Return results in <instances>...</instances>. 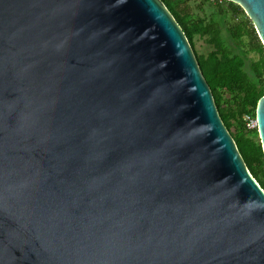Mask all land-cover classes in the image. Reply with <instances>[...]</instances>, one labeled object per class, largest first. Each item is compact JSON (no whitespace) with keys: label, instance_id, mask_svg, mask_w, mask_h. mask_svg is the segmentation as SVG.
<instances>
[{"label":"water","instance_id":"95a60500","mask_svg":"<svg viewBox=\"0 0 264 264\" xmlns=\"http://www.w3.org/2000/svg\"><path fill=\"white\" fill-rule=\"evenodd\" d=\"M219 1L264 47V0ZM0 264H264V191L161 0H0Z\"/></svg>","mask_w":264,"mask_h":264},{"label":"trees","instance_id":"16d2710c","mask_svg":"<svg viewBox=\"0 0 264 264\" xmlns=\"http://www.w3.org/2000/svg\"><path fill=\"white\" fill-rule=\"evenodd\" d=\"M184 32L213 95L219 116L248 170L264 191V155L256 119L264 96V47L252 22L236 4L219 0H161ZM206 51L198 53L196 42ZM257 55L253 59L251 55Z\"/></svg>","mask_w":264,"mask_h":264},{"label":"built area","instance_id":"2783aa9c","mask_svg":"<svg viewBox=\"0 0 264 264\" xmlns=\"http://www.w3.org/2000/svg\"><path fill=\"white\" fill-rule=\"evenodd\" d=\"M245 125L248 130H255L257 129V123L255 119H251L248 116L244 117Z\"/></svg>","mask_w":264,"mask_h":264},{"label":"rangeland","instance_id":"374dc122","mask_svg":"<svg viewBox=\"0 0 264 264\" xmlns=\"http://www.w3.org/2000/svg\"><path fill=\"white\" fill-rule=\"evenodd\" d=\"M196 50L198 51V53L200 54V53H202V52H204V51H206V47H204V48H202V43L201 42H196ZM251 57L253 58V59H256L257 58V55H251Z\"/></svg>","mask_w":264,"mask_h":264}]
</instances>
